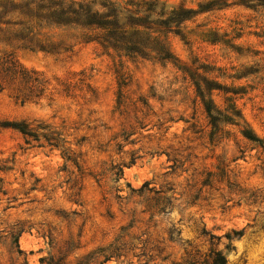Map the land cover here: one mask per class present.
Masks as SVG:
<instances>
[{
	"label": "rangeland",
	"instance_id": "rangeland-1",
	"mask_svg": "<svg viewBox=\"0 0 264 264\" xmlns=\"http://www.w3.org/2000/svg\"><path fill=\"white\" fill-rule=\"evenodd\" d=\"M106 1L178 62L0 10V264H264V0Z\"/></svg>",
	"mask_w": 264,
	"mask_h": 264
},
{
	"label": "trees",
	"instance_id": "trees-1",
	"mask_svg": "<svg viewBox=\"0 0 264 264\" xmlns=\"http://www.w3.org/2000/svg\"><path fill=\"white\" fill-rule=\"evenodd\" d=\"M95 4L97 3L92 5L67 4L59 0H40L38 3L29 1L25 4H18L15 0H0V10L6 15H19L36 24L45 22L57 26L80 27L92 32L94 34L92 41L97 42L100 46L125 53L131 58H148L151 39L152 43H156L154 48L158 51L161 60H176L164 46L158 43L159 36L154 38L152 34H162L163 31L171 33L173 31L172 24L182 23L183 16L177 21H173V18L150 21L151 16H142V13L154 12L155 4L128 2L126 7L120 8L103 0V3H99V9H94L93 5ZM145 6L149 8L145 9ZM144 36L148 37L145 41L143 40ZM197 88L209 117L213 124H216L217 119L213 115L209 102H206L205 92L199 85ZM213 89L209 88L210 91ZM6 126L18 129L24 135L34 136L24 125L7 124ZM234 235L241 237L243 231H235ZM228 238H231V235H228ZM213 264H227V259L222 253H215Z\"/></svg>",
	"mask_w": 264,
	"mask_h": 264
}]
</instances>
